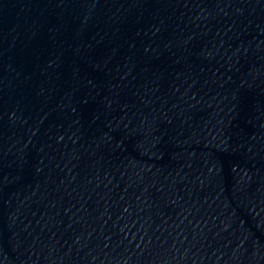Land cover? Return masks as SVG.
<instances>
[{"label": "water", "instance_id": "95a60500", "mask_svg": "<svg viewBox=\"0 0 264 264\" xmlns=\"http://www.w3.org/2000/svg\"><path fill=\"white\" fill-rule=\"evenodd\" d=\"M0 264H264V0H0Z\"/></svg>", "mask_w": 264, "mask_h": 264}]
</instances>
